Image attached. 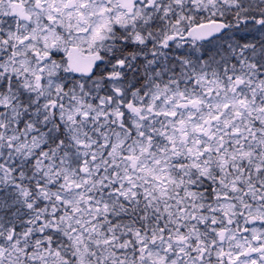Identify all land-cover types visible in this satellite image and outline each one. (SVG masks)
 Masks as SVG:
<instances>
[{
	"label": "snow or ice",
	"instance_id": "snow-or-ice-1",
	"mask_svg": "<svg viewBox=\"0 0 264 264\" xmlns=\"http://www.w3.org/2000/svg\"><path fill=\"white\" fill-rule=\"evenodd\" d=\"M0 264H264V0H0Z\"/></svg>",
	"mask_w": 264,
	"mask_h": 264
}]
</instances>
